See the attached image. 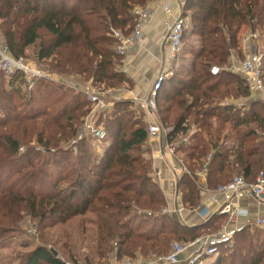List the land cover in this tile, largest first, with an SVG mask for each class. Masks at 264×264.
<instances>
[{"label":"trees","instance_id":"obj_1","mask_svg":"<svg viewBox=\"0 0 264 264\" xmlns=\"http://www.w3.org/2000/svg\"><path fill=\"white\" fill-rule=\"evenodd\" d=\"M151 1L0 0L3 44L16 58L27 57L26 48L35 46L33 60L42 69L116 90L129 77L118 69L122 56L113 30L132 32L134 8ZM188 12L183 51L192 56L158 93V122L174 127L169 141L189 138L190 144L177 143V150L193 173L207 166L210 187L236 174L253 181L264 171V98L249 99L246 79L225 67L231 51L241 52L247 30H264V0H188ZM187 34L197 38V48L187 47ZM214 65L224 69L213 74ZM62 80L41 78L28 90L19 72H0V247L28 216L40 238L57 229L67 240H54L61 243L55 255L45 238L17 264H109L115 243L119 258H150L167 254L175 240L189 242L222 225L225 216L187 225L172 215H146L160 212L167 196L152 177L153 161L143 149L148 125L134 119L139 110L134 101L116 102L114 115L104 120L103 153H95L86 137L73 151L70 141L91 105L85 90ZM244 98L248 104L235 103ZM220 100L228 103L222 106ZM177 183L186 205L197 207L201 189L195 180L185 173ZM86 239L93 255L72 251ZM215 263L264 264V231L239 233Z\"/></svg>","mask_w":264,"mask_h":264},{"label":"built area","instance_id":"obj_2","mask_svg":"<svg viewBox=\"0 0 264 264\" xmlns=\"http://www.w3.org/2000/svg\"><path fill=\"white\" fill-rule=\"evenodd\" d=\"M187 1L172 0L165 6V11L169 15L177 8V14H175L172 21L167 23L165 38V42L170 47L174 58L180 55L184 45V34L188 26V15L184 13ZM152 12L153 5L151 4L144 7L137 6L134 8L136 24L131 34L125 35L120 29L113 30V36L119 41L116 47L119 55L126 57L129 49L135 47L142 36L143 26L150 22ZM260 39L257 32L247 30L240 38L241 55L234 58L230 66L225 67L226 70H235L245 77L250 92L249 99L264 98V52L260 51L259 48ZM35 63L27 57H14L7 45H0V72L7 76L19 72L22 75V80L26 82L28 90L35 88L37 81L41 78L54 79V77H57L60 80L63 79L57 73H50ZM223 69V67L214 65L211 67V72L218 74ZM170 75H173V72H159L151 85L148 96L138 99L134 103L148 117L149 139H156L160 158L162 159L165 154H168L177 161L173 165L174 177L171 182L177 183L179 177L185 173L189 174L203 191L202 195L207 196L216 205L214 212L210 213L208 217H203L204 222L209 221L214 216H225V220L216 231L204 233L189 242L175 240L172 242L171 249L167 254L153 255L150 258H145L141 254L134 257L119 258L117 256L118 245L115 243L109 264H216L215 260L221 250L223 248L232 249L239 233L248 228L264 229V216L254 218L241 205L242 200L246 197H253L260 202H264V171H260L253 181L237 174L227 183L212 188L207 180V166L193 173L182 156L178 155L177 143L179 139H182V136H179L177 141H169V134L174 130V127L158 122L157 112L159 105L158 93ZM84 90L91 106L90 111L84 118L82 131L70 143L75 152L78 150V142L84 137L99 143L108 141L104 120L114 115L116 102L120 101L117 92L115 94L112 89L104 86L91 85ZM155 116L156 121H152ZM210 157L211 155L208 156V158ZM152 177L159 185L162 184L163 173L161 170L154 169ZM173 185L174 187L169 191L170 198L167 197V205L158 213L146 211L147 216L172 215L178 216L180 220L184 213L190 209L197 212L202 210L204 201L195 208H189L183 201V195L179 188H176V184ZM162 190L164 189L162 188ZM66 264L83 263L67 260Z\"/></svg>","mask_w":264,"mask_h":264},{"label":"crops","instance_id":"obj_3","mask_svg":"<svg viewBox=\"0 0 264 264\" xmlns=\"http://www.w3.org/2000/svg\"><path fill=\"white\" fill-rule=\"evenodd\" d=\"M172 0H152L150 3L153 5V12L151 15L150 22L143 26L142 36L138 43L132 49H129L126 58L124 59V67L128 74L132 78L135 88L125 91V89H118L116 92L119 95L120 100L136 101L148 96L151 85L159 72H173V68L177 67V63L173 64L175 58L172 55L170 47L165 42L167 33V23L173 20L175 14H177V8L173 11L171 15L167 14L165 11V6ZM147 4V5H148ZM241 52H235L234 50L230 52V59L226 67L233 63L234 58L239 57ZM190 60V58H189ZM175 66V67H173ZM234 71L240 75L241 73ZM126 72V71H125ZM171 76V75H170ZM243 78H245L242 75ZM248 98L237 100L236 104H248ZM220 105L224 106L228 103L226 100H220L218 102ZM148 117L146 116V123ZM158 120V119H157ZM152 121H156V116ZM196 129H192L189 133H194ZM185 138V140H184ZM179 139L178 143L185 142V144L190 143L189 138L184 137ZM108 144V143H107ZM148 144L153 146L151 152H146V159H151L153 161V170H161L163 173L162 184H160L161 189L163 188L164 193L167 197L170 194V187L172 183L174 173L173 165L175 164L174 159L165 154L164 158H160L158 153L157 141L156 139H149ZM184 156V153H180ZM169 188V189H168ZM203 191L200 193V204L204 201L203 208L200 212L192 211L191 209L186 211L184 215L180 218V221L187 225H200L204 223L203 217L209 216L210 213L216 210V205L213 204L207 196L202 195ZM170 198V197H169ZM242 207L249 211V215L256 218L258 216H264V202H260L253 197H246L242 200ZM179 220L178 216H174ZM249 230H262L259 228H248ZM217 260V259H216ZM215 260V261H216Z\"/></svg>","mask_w":264,"mask_h":264},{"label":"rangeland","instance_id":"obj_4","mask_svg":"<svg viewBox=\"0 0 264 264\" xmlns=\"http://www.w3.org/2000/svg\"><path fill=\"white\" fill-rule=\"evenodd\" d=\"M189 14H190V12H188V14H187L188 15L187 25H189V21H190V17H189L190 15ZM187 28H188V26H187ZM2 32L3 31L0 29V45H2L3 43L6 44V42H5L6 40L4 39V35ZM257 33L260 35V38H261L260 39L261 43H260V47H259L260 51L262 50V52H264V30L259 29L257 31ZM124 34L125 35L131 34L129 27L125 28ZM42 35L44 37H46L45 39H50V37L48 35H46L44 32H42ZM185 37H186L185 43L187 42L188 48H191V47L197 48L199 46L200 43L197 40V38L189 36L188 34ZM184 47H185V45H183V48L180 52V55H178L173 62V64L177 63V67L172 69L173 73L178 68H180V66H182L183 63H185L187 65L189 58H191V56H192L191 53H189V52L186 53V51H183ZM25 52H26L25 56H27V58L29 60H32L35 63L36 61L33 59H34V55L36 53V47L35 46H29L26 48ZM125 58H126L125 56L121 57L122 63L118 67V69H119V71H124V73L129 77V79H128V82L125 83V85L120 84L121 86L124 85V87H121L120 85H117L116 87L120 86L121 88H119V89H125V91H127V90H130L132 88H135V84H134L132 78L130 77V75L128 74L127 70H125L124 62H123ZM43 66L46 67V65H43ZM173 67H175V66H173ZM54 80L59 81L60 78L54 77ZM64 80L65 81H63V82H65V84L68 87H71L74 89L75 88H81L84 90L87 86L92 85L91 82H87L84 78H80V77H76V76L75 77H66V78H64ZM16 86H21L20 82H18V84ZM23 89L25 90L26 88H23ZM112 90L116 94V91L118 89H116V90L112 89ZM145 116H146V114H144V111L139 109L137 111V113H135L134 119L135 118L143 119V124L146 125ZM82 127H83V125H82ZM81 131H82V129H80L79 132H81ZM79 132L77 135H79ZM71 141H70V143H71ZM90 141L92 143L93 151L97 154L103 153V151L107 148L106 143H108V141H106L104 143H99V142H96L92 139H90ZM188 144H190V143H188ZM152 148H153V146L151 144H148V143L145 144L143 147L145 152H151ZM155 148H158V144H157V147L155 145ZM178 155L182 156L180 154V152H178ZM174 161H175V163H177L176 160H174ZM173 187H174V185H172L170 187V189ZM34 223L35 222H33V220L31 219L30 216L24 218V220L20 223V228L18 229V231L11 234V236H9L8 238L1 240L2 245L0 247V264H17V261H18L17 259L19 256H21L22 254L33 249L38 244L43 243L45 238H48L47 243L49 244V246L51 248L55 249L56 251L61 250V246H60L61 243L57 242V244H54V240H57V239L60 240L61 239L62 240L61 242H63V243L67 241L65 239V237L63 235H61L62 230L54 229L52 231H49L46 233L45 238L42 239V238H40V233L37 231L36 227L34 226ZM88 232H90V230ZM59 234H60V236H59ZM76 238H77V236H76ZM76 238H74V239H76ZM78 239H79V236H78ZM87 242H88V239H86V241L83 245H80V244L74 245L72 251H74L76 254L82 255V256L93 255V253H94L93 249L91 248V246H89L87 244ZM66 259H68V258H66Z\"/></svg>","mask_w":264,"mask_h":264},{"label":"water","instance_id":"obj_5","mask_svg":"<svg viewBox=\"0 0 264 264\" xmlns=\"http://www.w3.org/2000/svg\"><path fill=\"white\" fill-rule=\"evenodd\" d=\"M53 253H54L55 255H58V252H57V251H55V250H53Z\"/></svg>","mask_w":264,"mask_h":264}]
</instances>
